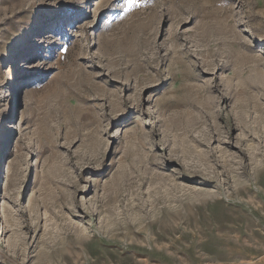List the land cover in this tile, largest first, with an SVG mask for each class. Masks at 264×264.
Segmentation results:
<instances>
[{
    "label": "rangeland",
    "instance_id": "obj_1",
    "mask_svg": "<svg viewBox=\"0 0 264 264\" xmlns=\"http://www.w3.org/2000/svg\"><path fill=\"white\" fill-rule=\"evenodd\" d=\"M0 264H264V0H0Z\"/></svg>",
    "mask_w": 264,
    "mask_h": 264
},
{
    "label": "bare ground",
    "instance_id": "obj_2",
    "mask_svg": "<svg viewBox=\"0 0 264 264\" xmlns=\"http://www.w3.org/2000/svg\"><path fill=\"white\" fill-rule=\"evenodd\" d=\"M27 99H28V91L26 92V95H25V97H24V101H27ZM8 161H9V162H8V165H6L7 159H6L5 162H4V167H5V169H6L7 171L10 169V167H11V165H12V163H13L12 156L9 157V160H8ZM5 165H6V166H5Z\"/></svg>",
    "mask_w": 264,
    "mask_h": 264
},
{
    "label": "snow or ice",
    "instance_id": "obj_3",
    "mask_svg": "<svg viewBox=\"0 0 264 264\" xmlns=\"http://www.w3.org/2000/svg\"><path fill=\"white\" fill-rule=\"evenodd\" d=\"M129 2H131V0H129Z\"/></svg>",
    "mask_w": 264,
    "mask_h": 264
}]
</instances>
